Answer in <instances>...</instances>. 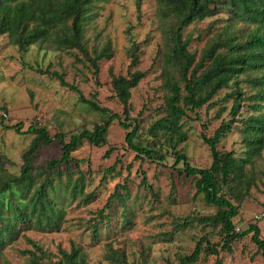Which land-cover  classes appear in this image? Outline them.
I'll return each mask as SVG.
<instances>
[{"label": "rangeland", "instance_id": "1", "mask_svg": "<svg viewBox=\"0 0 264 264\" xmlns=\"http://www.w3.org/2000/svg\"><path fill=\"white\" fill-rule=\"evenodd\" d=\"M135 1H94L90 18L84 25L88 51L92 53L94 47L100 50L106 41L112 49L110 58L99 61L96 74L76 49H44L34 44L20 52L6 35H0V107L7 115L0 122V164L6 171L19 173L21 155L34 137L25 132L30 125L46 127L50 136L61 132L68 140L70 135L92 129L103 119L101 113L80 101L78 94L61 85L51 72L62 74L67 84L77 86L85 99L122 115V105L114 95L111 78L129 71V39L139 45V62L135 68L145 72V77L131 89L129 113L133 122L139 125L136 141H151L149 126L165 114L166 90L162 85L159 56L161 22L157 16V0H143L140 12L136 11ZM227 17L228 14L221 11L211 17L196 19L184 29L183 34L189 37L188 48L196 59L212 38L227 30ZM242 84L247 98L233 119L231 130L217 145L223 152L233 150L236 157H244L246 153L241 119L264 112L263 106L252 107L256 103L250 97L257 88L250 83ZM230 90H220L212 99L216 102L213 107L203 105L188 111L189 117L183 119L188 138L178 148L190 164L199 167L211 164L209 146L202 140L201 133L212 136L222 122L233 118L230 111L234 99L227 96ZM196 115L200 119H194ZM18 123L21 124L20 132L6 127ZM127 131L115 120L108 128L103 145L94 146L84 141L73 151L71 155L79 167L72 163L70 176L63 174L55 187L56 200L65 206L62 228L51 232H25L53 260L58 259L59 248L69 250L73 242L85 253L86 264H116L105 259L109 246L123 248L131 264H179V257L190 254L201 236L206 235L212 243H221L218 227L197 221L182 229L175 226L190 218L213 215L217 207L207 204L202 195L196 193L191 178L180 177L173 171V157H166L163 163L137 157L125 140ZM163 140L161 137L160 141ZM109 149L110 153L105 155ZM60 156V145L54 141L40 146L33 162L44 166ZM113 164L114 168L111 167ZM245 168L250 171L254 185L240 201L231 198L235 204H240L232 221L239 232L249 225H256L260 238H264V220L253 218L255 213L264 210V149ZM61 169L66 173L64 164ZM81 175L83 189L77 185L76 192H72L70 187H75ZM115 189L120 196L115 195L105 210L109 221L107 225H100L93 235L89 228ZM83 200L88 201L84 203ZM251 236L252 233L235 240L230 251H219L224 264H264L262 250L252 242ZM31 248L25 238H18L0 252V264H27L25 250ZM214 260V255L201 251L193 264H213Z\"/></svg>", "mask_w": 264, "mask_h": 264}, {"label": "trees", "instance_id": "2", "mask_svg": "<svg viewBox=\"0 0 264 264\" xmlns=\"http://www.w3.org/2000/svg\"><path fill=\"white\" fill-rule=\"evenodd\" d=\"M94 1L0 0V35H6L10 44L17 46L20 52L27 51L34 44L44 49H76L96 74L99 61L110 58L112 49L110 42L106 41L100 50L94 47L92 53L88 51L84 25L90 18ZM142 1H135L137 12L141 11ZM221 11L228 14L225 20L227 30L212 38L196 59L188 48L189 37L183 34L184 29L196 19L211 17ZM157 16L161 22L162 46L159 56L166 97L165 114L154 120L148 128L151 141H136L139 125L133 122L129 113L131 89L145 77L144 71L135 68L139 62V45L136 41L129 39L128 73L111 78L112 89L122 105L123 116L91 99H85L77 86L67 84L62 74L51 72L61 85L75 91L80 101L101 113L103 119L92 129H83L70 135L68 140L61 132L50 136L44 126L30 125L25 131L34 137L21 155L19 173L6 171L0 164V252L23 237L32 247L25 250L27 264H86L85 253L75 243H71L69 250L59 248V257L53 260L25 232H51L62 228L65 206L56 200L57 180L61 181L63 174H70L72 163L79 167L71 155L73 151L84 141L94 146L103 145L109 126L118 120L119 125L128 130L125 140L137 157L160 163L168 156L173 157V171L180 177L191 178L196 193L201 194L207 204L217 207L213 215L190 218L183 224H175L182 229L197 221L218 227L221 235L220 244L210 242L206 235L201 236L190 254L179 257V264L195 263L201 251L215 256L213 264H224L219 251H230L235 240L250 233L252 242L264 255V238H260V230L256 225H249L242 232L235 229L232 218L238 214L240 204H235L231 199L234 197L240 201L254 185V179L245 166L252 162L253 157L260 156L264 149V112L241 119L246 142L244 157H236L233 150L223 152L217 148L220 139L231 130L232 122L235 121L233 119H236L241 104L247 98L242 83H250L257 88L250 97L256 103L252 107H264V0H157ZM224 88H231L227 96L234 99L230 111L233 118L222 122L212 136L201 133L202 140L209 146L212 161L208 167L194 166L178 148L188 138L183 119L189 117L188 111L203 105L213 107L216 103L213 97ZM0 110L6 113L3 107ZM5 119V116L0 115V122ZM194 119L200 117L196 115ZM20 125L6 127L16 128L20 132ZM161 137L164 138L162 142ZM54 141L60 145L61 156L49 160L44 166L35 165L33 158L38 148ZM110 151L107 150L105 155ZM62 164L65 165L66 173L61 169ZM111 167L114 168L115 164ZM82 178L83 175L79 176L75 187L69 186L72 192H76L79 185L80 190L83 189ZM115 195L120 196L116 189L98 210L96 221L89 228L93 235H96L100 225H107L109 214L105 210ZM89 197L88 194L87 199ZM87 201L83 200L84 203ZM122 249L109 246L105 259L116 264H131Z\"/></svg>", "mask_w": 264, "mask_h": 264}, {"label": "built area", "instance_id": "3", "mask_svg": "<svg viewBox=\"0 0 264 264\" xmlns=\"http://www.w3.org/2000/svg\"><path fill=\"white\" fill-rule=\"evenodd\" d=\"M0 115H3V116H5V117L7 116L6 113L3 112L2 110H0ZM253 218H254L255 221L264 220V210L255 213V214L253 215ZM235 229H236V230H239L238 227H236Z\"/></svg>", "mask_w": 264, "mask_h": 264}]
</instances>
